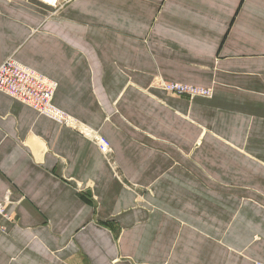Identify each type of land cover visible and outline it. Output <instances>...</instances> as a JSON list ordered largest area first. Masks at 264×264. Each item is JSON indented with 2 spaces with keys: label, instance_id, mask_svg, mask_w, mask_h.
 Segmentation results:
<instances>
[{
  "label": "crops",
  "instance_id": "crops-1",
  "mask_svg": "<svg viewBox=\"0 0 264 264\" xmlns=\"http://www.w3.org/2000/svg\"><path fill=\"white\" fill-rule=\"evenodd\" d=\"M9 57L91 133L0 91V264H264V0H0Z\"/></svg>",
  "mask_w": 264,
  "mask_h": 264
},
{
  "label": "built area",
  "instance_id": "built-area-1",
  "mask_svg": "<svg viewBox=\"0 0 264 264\" xmlns=\"http://www.w3.org/2000/svg\"><path fill=\"white\" fill-rule=\"evenodd\" d=\"M157 86L175 95L206 97L211 94V90L208 88L179 82L158 80ZM56 87L57 83L54 80L21 64L12 57L7 58L0 64V91L65 126L82 133H88L89 130H83L81 124L75 118L67 115L53 104L52 100ZM93 138L103 154L109 152V142L105 138L97 135H94ZM4 205V201L0 202V216L11 219L4 212ZM0 229L3 230L4 227L0 225Z\"/></svg>",
  "mask_w": 264,
  "mask_h": 264
},
{
  "label": "rangeland",
  "instance_id": "rangeland-1",
  "mask_svg": "<svg viewBox=\"0 0 264 264\" xmlns=\"http://www.w3.org/2000/svg\"><path fill=\"white\" fill-rule=\"evenodd\" d=\"M43 1V0H42ZM46 2V1H45ZM50 4H52V3H50ZM165 82H169V81H165ZM170 82H172V81H170ZM180 83V82H179ZM185 84V83H184ZM190 85V84H189ZM192 86H195V85H192ZM197 87H201V86H197ZM211 90V89H210ZM212 95V91H211V94H210V96ZM184 96H186V97H188V98H192V97H194V96H189V95H184ZM210 96H206V97H210ZM205 97V96H204ZM89 133H91V132H89ZM93 135H96V134H93ZM94 139V138H93Z\"/></svg>",
  "mask_w": 264,
  "mask_h": 264
},
{
  "label": "bare ground",
  "instance_id": "bare-ground-1",
  "mask_svg": "<svg viewBox=\"0 0 264 264\" xmlns=\"http://www.w3.org/2000/svg\"><path fill=\"white\" fill-rule=\"evenodd\" d=\"M43 1H46V2H49V3H52V4H54V2H56L55 0H43Z\"/></svg>",
  "mask_w": 264,
  "mask_h": 264
}]
</instances>
